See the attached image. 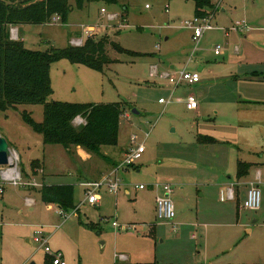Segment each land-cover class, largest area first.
I'll use <instances>...</instances> for the list:
<instances>
[{"label":"rangeland","instance_id":"1","mask_svg":"<svg viewBox=\"0 0 264 264\" xmlns=\"http://www.w3.org/2000/svg\"><path fill=\"white\" fill-rule=\"evenodd\" d=\"M69 3L67 22L54 16L46 23L16 24L9 27L10 37L36 51L62 49L75 38L81 40L73 45L80 46L89 36L118 43L122 50L106 45L110 62L101 71L66 58L49 64V100L122 103L118 143L100 147L114 156L109 160L80 146H45L24 119L27 114L41 122L43 104L0 110V133L24 182L15 186L0 177V264H45L57 253L65 264H264V167L259 181L256 166L247 177H236L237 160L264 161V81L251 77L264 71V64H252L264 57V42H243L245 35L250 39L247 30L232 29L237 21L264 26V0H221L213 23L222 31L208 30L197 41L183 25L194 18L191 0L98 1L82 9ZM183 70L198 72L200 82L174 87L165 74ZM189 95L196 109L186 108ZM84 122L76 116L72 124ZM132 135L145 147L138 168H117L119 188L103 186L99 201L87 202L83 181L102 178L101 167L115 168ZM197 135L216 142L200 144ZM40 168L50 175H37ZM248 180L260 190L256 210L242 207ZM219 182L237 184L233 200L220 199L228 187ZM41 183L72 184L77 208L60 214L56 204L41 200ZM164 184L172 190V221L158 219L154 210ZM38 226L50 252L33 242Z\"/></svg>","mask_w":264,"mask_h":264},{"label":"trees","instance_id":"2","mask_svg":"<svg viewBox=\"0 0 264 264\" xmlns=\"http://www.w3.org/2000/svg\"><path fill=\"white\" fill-rule=\"evenodd\" d=\"M101 1L115 4L120 0H74V6L82 9L86 3ZM194 3V16H204L214 8L210 0H191ZM72 8L69 0H0V110L16 103L43 104V120L35 122L25 114V121L40 133L44 144H59L64 149L80 146L109 160L100 151L102 145H116L118 142L120 116L123 113L121 102L74 103L49 100L51 87L49 64L57 59L66 58L72 63H80L101 71L110 62L106 45L122 50L118 43L103 37L98 40L89 36L80 46L70 44L62 49L36 51L25 48L20 39H12L9 27L16 24L46 23L56 16L67 22ZM262 73H253L255 76ZM76 116L85 122L76 128L72 121ZM209 142L214 139L201 137ZM37 160L31 161V165ZM131 166L137 167L135 164ZM252 163L237 162L236 177L249 173ZM41 200L46 204H56L65 212L74 205V187L70 183L41 184ZM93 228L94 226H90ZM45 264H53L51 256ZM137 264V263H135ZM139 264H155L146 262ZM262 264V263H251Z\"/></svg>","mask_w":264,"mask_h":264},{"label":"built area","instance_id":"3","mask_svg":"<svg viewBox=\"0 0 264 264\" xmlns=\"http://www.w3.org/2000/svg\"><path fill=\"white\" fill-rule=\"evenodd\" d=\"M210 1L212 2V4H214V8L209 10L204 16H194L193 19L183 22L184 26L191 29V38L194 41H197L206 30L212 29L214 27L211 20L214 12L219 9L221 0ZM101 12H106V9L101 8ZM113 16V14H110L109 18H112ZM240 28L248 29L247 23L245 21H237L235 25L232 26V29L235 30H239ZM80 40L81 39L79 38H75L71 41L73 44L79 45ZM217 52L218 50L216 48L215 53ZM165 76L174 87L178 86L181 83H186L189 85L195 84L200 80L198 72L188 70H183L178 75H170L166 73ZM162 101V99H159V102ZM185 103L190 109H196L198 106L197 100L193 97V95H189L186 98ZM129 140L130 146L127 148V151L124 152L122 160H120L115 168L110 170L108 173H105L102 178H99L97 180L83 181L82 185L85 188L87 202L96 204L99 201L100 188L103 186L108 187L109 190L116 191L119 188V181L115 176L117 168L131 166L132 164H135V162L141 157V154L145 149L144 142H137V137L135 135H132ZM11 155L9 160L12 165L10 167L0 168V177L2 182L11 183L17 186L22 182V176L21 171L18 168V164L13 161V159L17 158L16 155L15 158L11 157ZM260 174L261 173L258 170L256 175L258 181L260 180ZM23 183L24 182H22V184ZM33 183L34 185H36L35 182ZM139 188H142V185H139ZM162 190L164 194L158 195L155 198V214L158 219L172 221L173 217L175 216V210L174 205L168 195L171 191V188L169 187V185L164 184L162 185ZM2 192L3 188L2 185H0V193ZM226 195L227 198L232 197L231 187L227 189ZM260 202L261 194L259 187L257 184H252L247 189L246 196L243 201V207L246 209L256 210L260 207ZM59 213L64 214V212L61 210H59ZM112 225L114 227L117 226L115 221L112 222ZM35 234L36 235L33 237V242L38 243L39 247H43L46 252H50V248L48 247V236L44 234L40 226H38V228L35 230ZM51 259L53 264H65L60 253L51 255Z\"/></svg>","mask_w":264,"mask_h":264},{"label":"crops","instance_id":"4","mask_svg":"<svg viewBox=\"0 0 264 264\" xmlns=\"http://www.w3.org/2000/svg\"><path fill=\"white\" fill-rule=\"evenodd\" d=\"M221 2V1H220ZM87 4H85V6H86ZM84 6V7H85ZM222 10H223V8H221ZM217 11V10H216ZM216 11L214 12V14H213V17H212V20H211V22H212V24H213V28L212 29H209V30H221V27H218V26H215V24L213 23V19L215 18V13H216ZM248 25V24H247ZM241 29H243V28H240L239 30H241ZM238 30V31H239ZM244 30H247V33L249 34V36H250V39H247V36L245 35V38L243 39V42H247V43H249V44H255L254 42H258V38H260L263 42H264V26H258V25H253V26H249L248 25V29H244ZM206 31H208V30H206ZM205 31V32H206ZM222 31V30H221ZM230 32V31H229ZM228 32V33H229ZM228 33L227 32H225L224 31V34H225V36H227L228 35ZM71 44L73 45V43H72V41H71ZM240 46H241V44L239 43L236 47H237V51L238 52H241L240 51ZM250 47H255V46H250ZM264 50V49H263ZM255 52V51H254ZM252 64H264V57H261V58H259V59H257V62H252ZM173 67V66H172ZM198 68H200V70L202 69V67H198ZM254 72H258V73H264V71H260V70H255ZM251 77H254V78H258L260 81H264V74H262V76H261V74L259 75V76H255V75H253V73H252V76ZM200 82V80L198 81V83ZM239 104H241L242 106H248L249 104H250V101H240L239 102ZM264 104V103H263ZM185 105H186V103H185ZM186 108H188L187 107V105H186ZM188 109H190V108H188ZM1 134V133H0ZM2 135V134H1ZM118 135H119V133H118ZM3 136V135H2ZM205 137V135H197V138H196V141L198 142V143H200V144H213V143H215L216 142V140L212 137V136H208V135H206V136H208V137H211V138H213L214 139V141L213 142H209V141H207V140H205V139H202L201 137ZM118 143V142H117ZM49 144H45V146H48ZM77 147H79V146H77ZM101 151V150H100ZM85 154H87V152L85 153ZM115 154V153H114ZM106 156H108V158H112V157H114V156H112V155H110V154H105ZM238 161H245V162H250V163H252V166L251 167H253V166H256V169L257 170H259V168H262V167H264V161H262V162H255V161H247V160H237V162ZM237 162H236V168H237ZM97 166L95 167L96 168V170H99L100 169V165L97 163L96 164ZM251 167H250V169H251ZM98 168V169H97ZM114 168V167H113ZM113 168H111V169H107L106 171L104 170L105 169V167L103 168V167H101V172H103L102 173V175H101V177L105 174V173H108L110 170H112ZM136 168H138V166L136 167ZM35 170H37V167L36 168H34ZM249 169V170H250ZM104 170V171H103ZM39 172H37V175H39V174H41L42 176H45V175H50L49 173H44L43 172V168H40L39 170H38ZM260 171V170H259ZM236 172H237V169H236ZM44 173V174H43ZM91 175L93 174V176H94V174L96 175L98 172L96 171V172H94L93 170L91 171V172H89ZM53 174H58V173H53ZM89 174V175H90ZM249 174V173H248ZM248 174H247V176H248ZM52 175V174H51ZM246 176V177H247ZM97 177H99V176H97ZM242 178H245L244 176L243 177H240V178H237L238 180H241ZM44 179V178H43ZM92 179H94V180H97L95 177L94 178H92ZM44 181V180H43ZM42 181V182H43ZM42 184V183H41ZM48 184H55V183H48ZM222 184H224L225 186H226V188L228 187H231V189H232V197L231 198H227V195L225 194L224 196L225 197H223L222 198V196L220 197V199H228V200H233L235 197H236V194L238 193V187H237V184H231L230 183V185H228L227 183H223V182H219V185H222ZM245 184L247 185H249L248 187H247V189L252 185V184H257L256 182H254V181H251V180H248V181H245ZM258 185V184H257ZM227 188V189H228ZM227 189H226V191H227ZM162 190V189H161ZM163 191V190H162ZM171 192H172V190L170 191V193L168 194L169 195V197H170V194H171ZM247 192V191H246ZM246 192L244 193V199H245V196H246ZM163 194H164V192H163ZM162 194V195H163ZM156 196H158V195H156ZM156 196H155V198H156ZM244 201V200H243ZM48 205H50V204H48ZM55 205V204H54ZM243 207V206H242ZM244 208V207H243ZM154 210H155V201H154ZM248 233H250L251 232V229L249 228L248 229V231H247Z\"/></svg>","mask_w":264,"mask_h":264},{"label":"water","instance_id":"5","mask_svg":"<svg viewBox=\"0 0 264 264\" xmlns=\"http://www.w3.org/2000/svg\"><path fill=\"white\" fill-rule=\"evenodd\" d=\"M134 113H137L136 109H133ZM10 147L4 136L0 134V168L10 167L12 164L10 163ZM28 264H36L31 261Z\"/></svg>","mask_w":264,"mask_h":264}]
</instances>
